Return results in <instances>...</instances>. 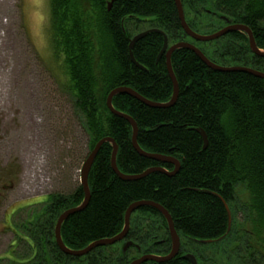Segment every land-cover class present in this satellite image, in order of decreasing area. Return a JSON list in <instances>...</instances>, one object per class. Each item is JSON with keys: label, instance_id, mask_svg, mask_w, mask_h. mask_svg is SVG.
I'll use <instances>...</instances> for the list:
<instances>
[{"label": "trees", "instance_id": "trees-1", "mask_svg": "<svg viewBox=\"0 0 264 264\" xmlns=\"http://www.w3.org/2000/svg\"><path fill=\"white\" fill-rule=\"evenodd\" d=\"M86 1L90 16L86 14ZM86 1L49 0L51 45L55 56L62 59L67 79L63 86L89 137V153L100 140L112 138L118 146L117 166L123 174L139 175L154 167L174 170L171 164L139 155L132 145L130 124L113 115L106 105L110 92L120 87L130 88L156 103H167L172 98L166 56L157 60L164 36L151 33L134 46L133 56L145 70L135 66L130 58L134 36L158 29L166 35L169 46L187 42L216 65L264 72V58L251 52L245 33H230L209 43L189 38L181 26L175 0ZM181 2L185 20L195 33L212 35L230 24L244 25L264 51V0ZM171 63L180 88L173 107L151 108L127 94L115 96L113 106L136 122L137 141L145 152L177 159L180 171L173 177L155 172L141 180L124 181L112 169V145L104 144L89 175V205L65 221L62 240L69 249L82 250L96 241L114 238L125 227L128 208L147 201L159 204L170 214L181 240L178 256L163 264H189L183 258L187 254L194 255L198 264H219L228 255L235 264H261L258 256L264 257V80L241 72L214 71L184 49L173 53ZM198 130L206 134L205 149ZM240 186L249 194L247 204L237 200ZM216 195L230 208V232L228 212ZM83 200L82 186L69 196H50L41 210L17 226L18 244L0 263L130 264L143 255L170 253L172 242L165 218L156 209L143 207L132 214L124 242L98 247L83 257L64 254L55 240L57 220ZM235 210L244 214L237 232H233L232 225ZM247 227H252L249 238L256 239L261 252L250 247V257H241L239 248L229 252ZM203 241L213 242L201 245ZM125 242L134 243L126 254L122 252ZM21 243L23 249L18 252ZM209 247L213 250L210 253L205 250ZM236 253L237 258L233 259Z\"/></svg>", "mask_w": 264, "mask_h": 264}, {"label": "rangeland", "instance_id": "rangeland-1", "mask_svg": "<svg viewBox=\"0 0 264 264\" xmlns=\"http://www.w3.org/2000/svg\"><path fill=\"white\" fill-rule=\"evenodd\" d=\"M84 4L90 16L89 2ZM49 19V0H0V260L18 244L17 226L50 196H69L81 187L89 154V137L63 86L67 79L51 45ZM236 195L248 203L242 186ZM243 221L242 212L232 211L233 232ZM251 230L247 227L229 252L239 248L241 257L251 256L248 247L261 252L249 238ZM258 260L264 264L262 255ZM219 264L235 263L228 255Z\"/></svg>", "mask_w": 264, "mask_h": 264}, {"label": "water", "instance_id": "water-1", "mask_svg": "<svg viewBox=\"0 0 264 264\" xmlns=\"http://www.w3.org/2000/svg\"><path fill=\"white\" fill-rule=\"evenodd\" d=\"M175 3H176L177 10H178V15H179V20H180L181 26H182L184 32L186 33V35L189 38H191L192 40H194L196 42H200V43H209V42L219 40L220 38H222V37H224L230 33L242 32V33L247 34V36H248L249 47H250L251 52L260 58H264V51H262L258 48V46L256 45V42L254 40L252 31L248 27H246L244 25L230 24L215 34L200 35V34L195 33L194 31H192L190 29V27L188 26V24L185 20L184 9H183L181 0H175ZM151 33H159V34H162L164 36V45H163V48H162L157 60H160L164 55L166 56L167 70H168V74H169L170 79H171L172 84H173V95H172L171 100L167 103L152 102V101H149V100L143 98L142 96H140L138 93H136L135 91H133L130 88L120 87V88H116L110 92V94L108 95L107 100H106V105H107V108L109 109V111L113 115L125 119L130 124L132 131H133L132 145H133V148L138 152L139 155H141L147 159H151L153 161H156L158 163L171 164L174 166V170L172 172H167L166 170H164L161 167H154V168H150V169L146 170L145 172H143L142 174H139V175L123 174L117 166L118 146L115 143V141L109 137L100 140L96 144L94 149L87 156V158H86V160L82 166V169L80 171V173H81L80 181H81V186H82L83 192H84L83 202L79 206H77L75 208H70V209L66 210L65 212H63L59 216L57 223H56L55 240H56L58 248L66 255L73 256V257H83L98 247L112 246V245H115L117 243L124 242L126 235L130 229V220H131L132 214L136 210L143 208V207L154 208L158 212H160V214H162V216L165 218V220L168 224V227H169V234H170V238H171V242H172V248H171L170 253L166 256L143 255L140 258L133 260L130 264H147L149 262H152L153 264H163V263H166V262L173 260L180 253L181 240H180V237H179V235L175 229L172 217L159 204H156L153 202H147V201L136 202L128 208L126 215H125V227H124L123 231L119 235L115 236L114 238L96 241V242L90 244L89 246H87L85 249H82V250H71L64 244V242L62 240L61 229H62V226L65 223V221L68 218H70L71 216H73L79 212H82L89 205V202L91 199V192H90V188H89V175H90L92 167L95 163L96 157H97L100 149L102 148V146L104 144L109 143L112 145V148H113L112 159H111L112 169H113L114 173L120 179H122L124 181L141 180V179H144L147 176H149L150 174L155 173V172L165 173L168 176L173 177L180 171L181 164L177 159H175L173 157H169V156H164V155H159V154H151V153L145 152L139 146L138 141H137L139 128H138L136 122L130 116L123 114L121 112H118L114 108L113 99L115 96L127 94V95L139 100L140 102L144 103L145 105H147L151 108L168 109V108L173 107L178 100L180 88H179L177 79L175 77V74L173 72L171 58H172L173 53L177 50H180V49H184V50H188V51L193 52L207 67H209L210 69H212L214 71H218V72H241V73L250 74V75H252L258 79L264 80V72H261L258 70H254V69L246 68V67H223V66L216 65L213 62H211L198 48H196L194 45H192L190 43L180 42V43H177L173 46H169L168 39H167L166 35L158 29H152V30L144 31V32L134 36V38L131 40L130 47H129L130 48L131 61L135 66H137L138 68H140L142 70H145V68L136 62V60L133 56L132 50L138 41L145 38L147 35H149ZM198 132L200 133V135L203 138L204 149H205L207 147V144H208L206 134L201 130H198ZM217 197L220 198L219 196H217ZM220 200L222 201V203L224 204V206L228 212V216H229V230H228V232H230V229H231V211H230L228 204L222 198H220ZM212 242L213 241H203L201 243L202 244H210ZM133 246H134L133 242H125L122 245V252L124 254H126L127 250ZM183 258L185 260L189 261L190 264H197V259L195 258L194 255L187 254Z\"/></svg>", "mask_w": 264, "mask_h": 264}, {"label": "flooded vegetation", "instance_id": "flooded-vegetation-1", "mask_svg": "<svg viewBox=\"0 0 264 264\" xmlns=\"http://www.w3.org/2000/svg\"><path fill=\"white\" fill-rule=\"evenodd\" d=\"M227 27V26H226ZM225 37V36H224ZM201 245H203L202 243H200ZM192 255V254H191ZM196 258V257H195ZM197 259V258H196ZM189 262V261H188ZM189 264H190V262H189ZM197 264H198V260H197Z\"/></svg>", "mask_w": 264, "mask_h": 264}, {"label": "bare ground", "instance_id": "bare-ground-1", "mask_svg": "<svg viewBox=\"0 0 264 264\" xmlns=\"http://www.w3.org/2000/svg\"><path fill=\"white\" fill-rule=\"evenodd\" d=\"M202 131V130H201ZM199 133V132H198ZM131 221V220H130Z\"/></svg>", "mask_w": 264, "mask_h": 264}]
</instances>
